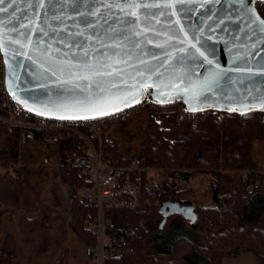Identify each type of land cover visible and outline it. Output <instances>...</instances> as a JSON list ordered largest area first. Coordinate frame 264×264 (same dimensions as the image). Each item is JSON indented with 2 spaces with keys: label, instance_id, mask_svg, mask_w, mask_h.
Here are the masks:
<instances>
[{
  "label": "water",
  "instance_id": "obj_1",
  "mask_svg": "<svg viewBox=\"0 0 264 264\" xmlns=\"http://www.w3.org/2000/svg\"><path fill=\"white\" fill-rule=\"evenodd\" d=\"M264 0H4L0 52L10 98L50 120L96 118L147 100L264 113ZM194 225L192 204L165 201Z\"/></svg>",
  "mask_w": 264,
  "mask_h": 264
},
{
  "label": "trees",
  "instance_id": "obj_2",
  "mask_svg": "<svg viewBox=\"0 0 264 264\" xmlns=\"http://www.w3.org/2000/svg\"><path fill=\"white\" fill-rule=\"evenodd\" d=\"M260 16L264 19V10L260 11ZM144 102L147 106L138 113H144V124L140 133L131 134L137 137V143L129 145L131 147L124 154L119 150V143L126 142L125 134L119 137L114 131L129 120L109 126L104 133L111 143L104 146V160L112 166H124L137 158L139 165L146 169L171 171L173 180L167 182L158 178L153 181L143 173L139 210L104 209L105 218L113 224V246L127 247L131 252L120 257L110 256L103 264H222L224 260L245 253L254 257L255 264H264V189L245 192L238 180L234 179L231 184L222 173L257 166L252 159V148L253 142L264 139V113L252 111L241 116L236 112L207 111L190 115L182 111L179 103L161 107L147 100ZM36 139L65 172L69 221L89 248L95 238L86 225L95 218L96 210L87 207L80 197L86 181L71 163L72 156L85 154L84 148L78 147L73 139L54 143H42L38 136ZM30 148L31 144H24L23 153L19 154L14 129L0 121V166L5 172L0 174V180L10 176L9 168L14 173L23 170L32 157ZM193 179L207 181L209 203L182 200L185 194L193 193L189 186ZM165 201L194 205L197 215L194 225L190 226L179 217L183 221V232L170 235L174 226L171 220L178 217L173 216L160 230L158 225L162 218L158 211ZM153 204L157 207L151 208ZM5 213L10 218L15 217L12 210H3L1 215ZM20 220L22 227L25 224L33 229L29 231L43 228L36 220L24 217ZM190 231L203 234V239L191 240ZM14 249V240L7 235L0 247V264H11L15 258Z\"/></svg>",
  "mask_w": 264,
  "mask_h": 264
},
{
  "label": "rangeland",
  "instance_id": "obj_3",
  "mask_svg": "<svg viewBox=\"0 0 264 264\" xmlns=\"http://www.w3.org/2000/svg\"><path fill=\"white\" fill-rule=\"evenodd\" d=\"M137 115L123 126L115 128L114 134L117 136L125 134L126 142L119 143V150L124 154L131 147L129 145L138 141L131 134L140 133L144 124V113ZM63 148L66 152L65 146ZM30 150L32 157L26 161L23 170L0 180V247L7 235L14 240L15 258L11 264H94L90 250L69 221L68 184L60 163L41 144L31 146ZM252 159L257 166L264 164V139L253 142ZM235 172V169L222 171L231 184L234 179L238 180ZM4 173L0 166V174ZM147 175L150 180L158 179L156 173L149 172ZM206 182L191 180L189 186L193 193L185 194L182 200L209 203ZM6 209L14 211L15 217L10 218L6 213L1 215ZM23 217L36 220L37 224L42 223L43 228L29 231L33 229L25 224L21 226L20 219ZM171 221L174 226L169 231L170 235L183 232L181 218L174 217ZM189 237L191 240H202L203 234L190 231ZM222 264H255V259L251 254L245 253L238 258L224 260Z\"/></svg>",
  "mask_w": 264,
  "mask_h": 264
},
{
  "label": "built area",
  "instance_id": "obj_4",
  "mask_svg": "<svg viewBox=\"0 0 264 264\" xmlns=\"http://www.w3.org/2000/svg\"><path fill=\"white\" fill-rule=\"evenodd\" d=\"M255 8L260 15V11L264 10V2H256ZM146 106L142 102L116 113L81 120H50L33 115L10 98L4 83V62L0 52V121L14 129L18 153H23L21 148L26 143L40 145L36 136L42 139V143L73 139L77 141L78 147L84 148L81 150L85 154L72 156L71 163L86 181L79 192L80 197L87 207L96 210L95 218L86 225L95 238V243L88 248L94 264H103L110 256L120 257L131 252L127 247L113 246V224L105 218L104 209L139 210L142 206L140 179L143 173H156L158 178L167 182L173 180L171 171L146 169L139 165L137 158L124 166H112L104 160V146L111 143L104 131L109 126L128 121ZM8 173L11 175L13 170ZM235 174L245 192L264 189V164L253 169L236 170ZM150 206L155 208L157 204ZM119 241L122 242V239Z\"/></svg>",
  "mask_w": 264,
  "mask_h": 264
},
{
  "label": "crops",
  "instance_id": "obj_5",
  "mask_svg": "<svg viewBox=\"0 0 264 264\" xmlns=\"http://www.w3.org/2000/svg\"><path fill=\"white\" fill-rule=\"evenodd\" d=\"M36 145H37V144H35V142H32V143H31V146H34V147H35Z\"/></svg>",
  "mask_w": 264,
  "mask_h": 264
},
{
  "label": "snow or ice",
  "instance_id": "obj_6",
  "mask_svg": "<svg viewBox=\"0 0 264 264\" xmlns=\"http://www.w3.org/2000/svg\"><path fill=\"white\" fill-rule=\"evenodd\" d=\"M4 3V0H0V4H3Z\"/></svg>",
  "mask_w": 264,
  "mask_h": 264
}]
</instances>
